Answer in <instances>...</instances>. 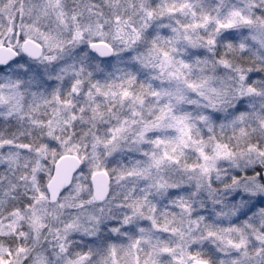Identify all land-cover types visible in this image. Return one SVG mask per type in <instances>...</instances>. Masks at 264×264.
I'll use <instances>...</instances> for the list:
<instances>
[{
	"label": "snow or ice",
	"instance_id": "6c2138e0",
	"mask_svg": "<svg viewBox=\"0 0 264 264\" xmlns=\"http://www.w3.org/2000/svg\"><path fill=\"white\" fill-rule=\"evenodd\" d=\"M0 264H264V0H0Z\"/></svg>",
	"mask_w": 264,
	"mask_h": 264
}]
</instances>
